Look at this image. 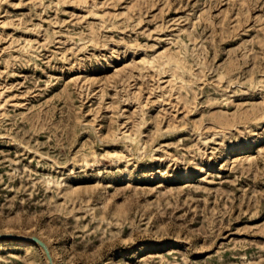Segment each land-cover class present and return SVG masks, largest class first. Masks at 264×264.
Listing matches in <instances>:
<instances>
[{
  "label": "rangeland",
  "instance_id": "obj_1",
  "mask_svg": "<svg viewBox=\"0 0 264 264\" xmlns=\"http://www.w3.org/2000/svg\"><path fill=\"white\" fill-rule=\"evenodd\" d=\"M27 238L264 264V0H0V264Z\"/></svg>",
  "mask_w": 264,
  "mask_h": 264
},
{
  "label": "water",
  "instance_id": "obj_2",
  "mask_svg": "<svg viewBox=\"0 0 264 264\" xmlns=\"http://www.w3.org/2000/svg\"><path fill=\"white\" fill-rule=\"evenodd\" d=\"M26 240L28 241L29 239L27 238ZM32 241L38 243L45 250L46 255H47V258H48V261H49V264H54V262H53V260L51 258V255H50V253H49L48 248L46 247V245L42 241H40L39 239H37V238H33Z\"/></svg>",
  "mask_w": 264,
  "mask_h": 264
},
{
  "label": "bare ground",
  "instance_id": "obj_3",
  "mask_svg": "<svg viewBox=\"0 0 264 264\" xmlns=\"http://www.w3.org/2000/svg\"><path fill=\"white\" fill-rule=\"evenodd\" d=\"M29 240L28 241H26V244H28V243H32L33 241H32V239L33 238H28ZM24 244V243H23ZM37 245V244H36ZM43 252H45V250H43ZM48 263H49V261H48Z\"/></svg>",
  "mask_w": 264,
  "mask_h": 264
}]
</instances>
